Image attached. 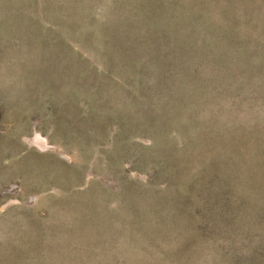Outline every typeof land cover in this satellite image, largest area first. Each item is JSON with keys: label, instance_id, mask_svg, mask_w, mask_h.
<instances>
[{"label": "rangeland", "instance_id": "1", "mask_svg": "<svg viewBox=\"0 0 264 264\" xmlns=\"http://www.w3.org/2000/svg\"><path fill=\"white\" fill-rule=\"evenodd\" d=\"M0 264H264V0H0Z\"/></svg>", "mask_w": 264, "mask_h": 264}]
</instances>
